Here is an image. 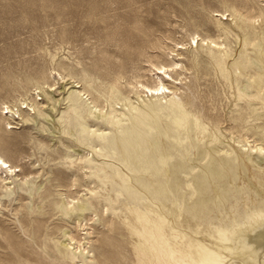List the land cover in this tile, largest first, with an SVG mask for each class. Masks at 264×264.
Returning a JSON list of instances; mask_svg holds the SVG:
<instances>
[{"label": "rangeland", "instance_id": "rangeland-1", "mask_svg": "<svg viewBox=\"0 0 264 264\" xmlns=\"http://www.w3.org/2000/svg\"><path fill=\"white\" fill-rule=\"evenodd\" d=\"M262 10L264 0H0V154L13 165L12 172L0 170V264H147L149 246L135 220L124 217L125 195L98 180L113 164L93 153L91 135L75 128L67 97L123 117V101L110 105L99 98L118 84L141 108L151 94L122 77L145 46L161 42L162 51L153 49L147 58L155 62V54L165 51L169 62H178V74L172 71L168 81L171 92L161 100L173 96L169 105L199 115L209 131L202 141L211 144L207 139L217 135L223 151L244 150L242 131L231 118L238 108L226 98L220 69L244 50H264ZM237 12L250 19L248 36L236 27L225 36L209 23L224 18L234 26ZM207 28L233 54L220 67L210 63L216 47L195 46L193 38L204 37ZM142 63L146 80L159 76ZM240 107L243 114L250 111L248 104ZM86 124L93 131L103 122L88 115ZM246 131L249 140L257 139L248 126ZM256 164L248 174L239 171L241 180L264 176ZM129 200L141 204L131 194ZM84 201L89 207L82 211ZM72 248L81 250L74 260Z\"/></svg>", "mask_w": 264, "mask_h": 264}, {"label": "bare ground", "instance_id": "bare-ground-1", "mask_svg": "<svg viewBox=\"0 0 264 264\" xmlns=\"http://www.w3.org/2000/svg\"><path fill=\"white\" fill-rule=\"evenodd\" d=\"M237 13L234 26L224 23V18L209 23L225 36L232 34L235 27L248 36L250 19ZM207 30L199 40L193 38L195 46L216 47L214 53L209 52L210 63L220 67L222 59L233 54L226 50L227 46L223 50V43ZM153 44L137 54L138 61L130 69L134 73L122 77L126 82L136 80L143 91L151 94L141 108L128 100L123 85L118 84L101 91L99 98L110 105L123 101L128 107L123 117L103 113L94 101L93 105L85 104L77 97H67L78 120L75 128L91 135L93 153L106 156L113 164V170L103 168V175L98 176L101 186H110L125 195L129 204L124 217L135 220L134 227L141 231L137 234L149 246L144 260L147 264H264V176L247 175L244 180L239 177V171L248 174L251 164L257 163L264 170V159L256 160L257 156H264V50L259 45L253 55L244 50L230 66L220 69L221 82L228 88L226 98L238 108L239 115L231 116L236 122L233 126L242 131L244 141L239 142L244 150L232 148L228 152L216 145L220 141L217 135L207 139L211 144L202 141L209 131L206 133L208 128L199 115L182 104L179 108L169 105L173 96L166 102L161 100V95L165 98L171 92L168 81L174 78L172 71L178 74L174 67L178 62H169L165 51L155 54V62L152 56L147 58L145 53L153 49L162 51L161 42ZM248 44L245 38L244 46ZM144 60L157 69L159 76L144 78L140 73ZM242 104H248L250 111L243 114ZM88 115L101 119L103 124L90 130L86 124ZM26 120H32V116ZM247 126L257 135L253 142L248 139L249 131L244 133ZM4 168L13 171V165L0 154V170ZM130 194L143 205L130 203ZM88 203H80L79 209L87 210ZM131 222L126 224L129 229ZM78 252L81 250L73 249V260Z\"/></svg>", "mask_w": 264, "mask_h": 264}]
</instances>
